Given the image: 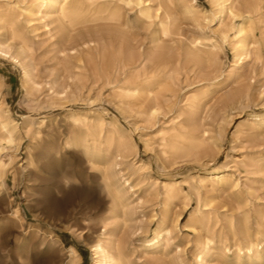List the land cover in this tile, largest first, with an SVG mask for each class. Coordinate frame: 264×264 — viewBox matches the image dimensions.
<instances>
[{"label":"rangeland","instance_id":"1","mask_svg":"<svg viewBox=\"0 0 264 264\" xmlns=\"http://www.w3.org/2000/svg\"><path fill=\"white\" fill-rule=\"evenodd\" d=\"M194 1L203 10L201 18L186 14L175 0L172 6L165 4L176 33L166 43L156 21L139 20L135 11L129 12L127 36L134 48L145 52L158 42L183 59L198 41L203 50L216 45L219 60L210 69L212 82L205 84L192 74L180 72L174 78L170 68L151 65L137 85L123 86L141 89L153 81L163 88L162 103L148 118L149 105L142 94L119 96L99 77V52L94 64L87 65L84 79L74 78L75 62L66 52V33L56 30V10H47L44 21L38 23L40 0H0V17L12 11L21 16L29 9L37 29L31 32L21 16L18 27L33 42L32 50L22 51L20 63L0 55V125L15 128L13 144L2 140L0 130V159L5 163L0 175V264H92L91 246L104 233L118 245L115 253L127 264L171 260L201 264L196 261L198 255L206 264H257L248 255L250 245L261 255L259 264H264V124L248 119L249 114L264 116V72L254 56L234 59L233 36L241 18L218 13L210 0ZM258 3L264 12V0ZM44 24L49 25L50 34L42 29ZM107 28L89 24L72 34ZM253 41L262 43L259 30L247 44ZM0 44L9 46L15 57L20 50L19 41L12 39L9 26L1 20ZM23 67L30 74L29 83L23 82ZM50 87L61 95L53 97ZM236 93L240 98L247 94L248 103L224 108V100ZM195 97L201 100L195 121L205 125L211 142L192 157L165 159L156 131L170 126L185 101ZM73 111L88 116L95 112L99 117L93 116L89 130L83 131L87 151L68 144L76 130L69 119ZM118 137L135 145L134 152L118 154L112 147L109 155L103 150L98 160L88 157L96 154L91 148L94 141L105 144ZM145 140H150L149 147L144 146ZM6 155L12 159L2 157ZM226 171L240 180L238 191H217L205 179ZM64 177L76 184L60 190ZM106 177L117 183L120 198L105 191ZM126 180L130 185L123 187ZM175 184L183 193L167 201L164 186ZM123 212L128 214L127 223ZM178 216L182 220L176 225ZM229 217L234 220L233 229ZM156 235L158 243L153 240ZM71 247L78 257L70 258Z\"/></svg>","mask_w":264,"mask_h":264},{"label":"bare ground","instance_id":"2","mask_svg":"<svg viewBox=\"0 0 264 264\" xmlns=\"http://www.w3.org/2000/svg\"><path fill=\"white\" fill-rule=\"evenodd\" d=\"M40 1L42 2V5L39 10L37 20L39 21L38 23L44 21L43 16L46 15L47 10H56V21L59 24V28L56 30L59 29V31L66 33L68 42L66 52L68 53V56H72L75 62L72 64V69L75 71L73 74L74 78L77 81L84 79L85 73L87 72V65L94 64L95 55L99 52V58H101V66L97 69L99 77H101L107 85L112 86V89L119 96L135 97L142 94L146 98L149 105L148 118H152L157 109L160 107L164 98L163 88L157 82L153 81L146 83V85H144L141 89L134 88L129 90L125 89L123 86L137 85L140 76H146L151 65L162 68H170L171 74L174 78H177L180 75V72H184L185 75L192 74L193 77L198 79L199 84H205L211 80L212 71L210 72V69H214L218 64L219 60L216 57V45H212L209 50H203L201 43L198 41L194 42L192 47L186 51L183 59H181L180 56L173 55L171 48L158 46V42H156V46L147 49L145 52L138 48H134L131 45L127 33L129 29V12L132 11H135L136 17L139 20L147 22L156 21L159 35L163 42L166 43L173 41L174 37H176V33L174 31V24L170 14L165 9V4L167 6H172L174 0ZM175 1L182 5L186 14L196 18L204 16V13L202 12L203 10L200 11L199 8L196 7L194 0ZM210 2L218 7V13L226 14L230 18H241V23L237 26L235 37L233 36V38H236V41L232 44L235 61L254 56L255 60L261 64V68L264 72V54L261 48L262 46L264 47V12L261 11L262 7L259 6V0H210ZM22 12V20L25 22L26 26L31 29V32H35L37 30L35 22L30 19L31 10L25 9ZM15 13L16 12L12 11L10 14L1 16L0 20L9 26L12 39L19 41L20 50L15 57L11 54L9 46L0 44V55L20 63L19 56H22V51L32 50L33 42L19 29L18 26L21 22V16L17 13V15H15ZM89 24H104L110 28H107L99 33L88 35L79 34L78 36H74L72 34ZM42 29H45L47 34L51 33L48 24H44ZM256 30H259L262 35V43H255L253 41L251 45L247 44L248 38L253 40L255 39ZM222 35L225 42H227L226 39H228V36L225 33ZM61 53L64 54V51ZM169 59L171 60L169 61ZM29 81L30 74L26 68L23 67V82L29 83ZM50 89L53 97L61 95L53 91V87H50ZM248 101L249 98L247 94L245 97L240 98L239 94L236 93L230 95L224 100L223 107L227 108L237 104L243 105L248 103ZM200 102L201 100L197 97L186 100L184 106L181 108L179 114H177V117L173 120L171 125L166 127L161 126L156 131L155 135L157 137V145L162 155L166 157L165 159H179L181 157L189 158L196 155L200 151H204L209 146L211 138L208 137V130L205 125H197L194 118L195 111L199 107ZM93 116H96L99 119L95 112H90L89 116L82 115L78 111H73L69 114V119L72 120L74 124L73 126L76 129L73 136L69 139V145H77L82 147L84 151H87V148L89 147L87 146V141L83 138L82 134L83 131L87 132L89 130V126L92 125L91 123L93 122ZM184 116H187V118L180 121V119ZM248 117L250 121H254L258 124H264V116L249 114ZM44 122L45 118L40 121L42 125ZM14 129L15 128H8L6 124L1 123L0 130L2 131L4 137L2 140L7 141L9 144H13L15 142ZM144 146L149 147L150 140H145ZM112 147H115L118 154H130L135 150V145H133L130 141H126L122 137H118L116 140L111 139L105 144L94 141L91 148L94 150L96 149V154L88 155V157L93 160H98L101 156L100 153L103 150L105 151V154L109 155ZM58 152V150L55 151L56 154H58ZM2 157H7L9 161L12 159L10 155ZM4 169L5 163L2 159H0V175L3 174ZM205 179L209 180L217 191L223 190L224 188H229L232 191H238L241 185L240 180L234 179L233 175L229 173V171L214 175L209 174L205 176ZM75 184L74 180L64 177L61 178L59 188L60 190H68ZM129 185L128 180L123 182V187ZM103 187L107 193L114 194L117 199L122 196L117 183L107 177L104 179ZM182 193L183 190L176 184L164 186V197L167 201H170L172 198L177 196V194ZM14 215L18 217L17 210L14 211ZM127 217L128 214L123 212L122 218H124V223L129 221ZM165 218L166 215L162 216L163 220ZM181 220L182 216H178L175 220V224H180ZM11 222L13 223L12 220ZM228 224L230 229L234 228V220L231 217L228 218ZM187 228H190V226H187ZM158 238L159 236L156 235L153 240L158 243ZM51 241L53 242L54 240L51 239ZM114 246L115 248L116 246L118 247L112 237L108 233H104L102 239L98 240L91 246L92 264H127L125 261L123 262L122 257L119 255L120 253H115L118 249L116 248L115 250V248H113ZM247 251L249 256L256 259L257 264L262 263V260H260L261 255L256 248L250 245L247 248ZM69 252L70 258L71 255L78 257L74 248L71 247ZM196 261H200L201 264H206V260L201 258L199 255L196 257ZM161 264H183V262L171 260L170 262H162Z\"/></svg>","mask_w":264,"mask_h":264}]
</instances>
